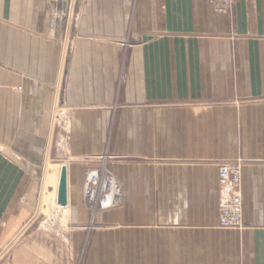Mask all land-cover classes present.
Masks as SVG:
<instances>
[{"label": "crops", "instance_id": "obj_1", "mask_svg": "<svg viewBox=\"0 0 264 264\" xmlns=\"http://www.w3.org/2000/svg\"><path fill=\"white\" fill-rule=\"evenodd\" d=\"M69 1L0 0V264H264V0ZM60 130L67 206L62 165L43 184ZM236 161L243 227L223 229ZM105 165L123 204L92 212Z\"/></svg>", "mask_w": 264, "mask_h": 264}, {"label": "built area", "instance_id": "obj_2", "mask_svg": "<svg viewBox=\"0 0 264 264\" xmlns=\"http://www.w3.org/2000/svg\"><path fill=\"white\" fill-rule=\"evenodd\" d=\"M212 11L218 15H229L235 9L236 0H208ZM1 70V69H0ZM241 164L226 162L219 168L220 222L223 229L243 227ZM124 194L117 179L108 171L91 170L87 173L83 186V203L93 212L119 207Z\"/></svg>", "mask_w": 264, "mask_h": 264}, {"label": "rangeland", "instance_id": "obj_3", "mask_svg": "<svg viewBox=\"0 0 264 264\" xmlns=\"http://www.w3.org/2000/svg\"><path fill=\"white\" fill-rule=\"evenodd\" d=\"M76 7H77V0H70L69 1V10H71V11H73V13H74V11H76L75 9H76ZM72 14V13H71ZM75 14H73L72 16L73 17H66V24H68V22L70 21V22H72V21H74V20H76V18H75V16H74ZM0 74H1V72H2V70H3V67L0 65ZM59 132V136H58V138L56 137V139H55V142H54V144L53 145H51V146H49V150H50V154H49V156H47V159H46V161H45V163H44V166H43V175H44V178H43V184L46 186V184H47V181H46V177L48 176V174H49V168H50V166L51 165H62V168L63 167H66L67 168V166H66V163H65V161H63L64 160V156H63V154L65 153L64 151H63V148L61 147V146H59L58 145V143L60 142L61 143V138H62V135H63V131H57L56 132V135H57V133ZM234 163H236V164H241V167H242V171H243V165H244V163H243V161H236V162H234ZM223 164V163H222ZM101 168H103V169H105L106 171H108L111 175H113L114 177H115V175L107 168V166L105 165V166H101L100 168H96V169H89V170H87L86 171V173H85V178H84V183H85V179H86V175H87V173L89 172V171H91V170H100ZM67 171H68V168H67ZM61 174H62V169H61ZM242 177H243V174H242ZM116 178V177H115ZM48 180V179H47ZM60 183H61V175H60V178H59V183H58V186L60 187ZM120 184V183H119ZM67 185H68V178H67ZM121 187V186H120ZM59 192V191H58ZM124 194V193H123ZM123 200H124V198H123ZM57 203H58V196H57ZM67 203H68V194H67ZM122 204H123V202H122ZM122 204L119 206V207H117V208H111V209H108V210H105V211H99V210H97L98 212H109V211H114V210H116V209H119V208H121L122 207ZM59 205V204H58ZM61 206V205H60ZM65 206H67V205H65ZM90 209V208H89ZM91 210V209H90ZM92 211V210H91ZM93 212V211H92ZM50 217V216H49ZM48 219V218H47ZM49 219H52V218H49ZM45 220L44 219V217H42L41 218V220H40V222H44L45 221V223H44V225L45 226H50V227H52L53 226V228H56L57 229V225H53V223L51 222V220ZM54 224H55V222H54Z\"/></svg>", "mask_w": 264, "mask_h": 264}, {"label": "water", "instance_id": "obj_4", "mask_svg": "<svg viewBox=\"0 0 264 264\" xmlns=\"http://www.w3.org/2000/svg\"><path fill=\"white\" fill-rule=\"evenodd\" d=\"M58 204L61 206L67 205V168H62L61 183L58 192Z\"/></svg>", "mask_w": 264, "mask_h": 264}]
</instances>
